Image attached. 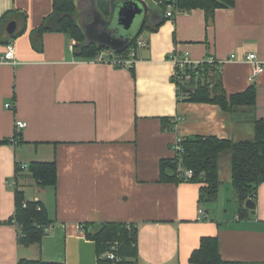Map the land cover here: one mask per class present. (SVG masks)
Here are the masks:
<instances>
[{"label": "crops", "instance_id": "obj_1", "mask_svg": "<svg viewBox=\"0 0 264 264\" xmlns=\"http://www.w3.org/2000/svg\"><path fill=\"white\" fill-rule=\"evenodd\" d=\"M75 1L87 41L101 44L111 13L101 14L96 0ZM52 11L53 0H0V24L15 13L19 31L0 41V264L21 258L98 264L83 225L108 221L138 227V264H195L190 256L203 236H218L225 260L264 264V183L254 195L256 208L242 216L230 151L219 157L214 201L201 202L199 183L160 178L161 160L176 155L181 139L254 138L255 122L264 118V68L255 75L246 57L256 53L264 67V0H235L208 17L202 8L177 11L174 18L154 3L149 27L129 56L104 61L78 57L62 31H46L39 40L35 29ZM9 43L15 61L3 59ZM185 56L215 57L226 92L254 84L257 103L225 111L179 98L173 58ZM163 119L173 128L164 129ZM19 120L27 125L18 137ZM54 160L55 185L42 186L28 169L18 172L21 165ZM17 190L48 211L51 222L39 244L19 242ZM201 206L207 217L200 218Z\"/></svg>", "mask_w": 264, "mask_h": 264}, {"label": "trees", "instance_id": "obj_2", "mask_svg": "<svg viewBox=\"0 0 264 264\" xmlns=\"http://www.w3.org/2000/svg\"><path fill=\"white\" fill-rule=\"evenodd\" d=\"M110 0H96L101 14L111 13ZM173 4L177 11L202 8L207 17L212 16L218 8L230 7L235 0H163L162 9L166 12L168 5ZM18 18L15 13L7 14L1 21L0 41L8 42L15 38L19 31L8 34L6 27L11 20ZM25 24V16L22 18ZM162 23V22H161ZM161 23L152 27L156 30ZM23 24V25H24ZM25 26V25H24ZM149 25L145 23L140 34L120 50L111 51L107 44L88 42L86 34L78 21V10L75 0H53V11L45 21L35 29L42 39L46 31H62L69 34L74 41L78 57L96 58L101 51H110L108 57L127 58L130 50L137 44L138 38ZM151 28V27H150ZM38 47V46H37ZM117 51V52H116ZM210 57V56H209ZM195 65L186 64L176 69L180 78L174 81L178 86L179 98L193 102H212L219 104L225 111H232L240 106H253L257 103L258 90L252 84L246 90L228 94L223 87L221 67L218 60L211 63L208 58ZM119 60V61H121ZM121 64V63H118ZM163 119V128L171 129L173 124ZM182 148L172 158L161 160L160 178L163 181H191L199 183L202 203L214 201L219 192V157L230 151L232 158V184L236 199L240 204L239 213L244 216L249 209L246 201L255 198L259 186L264 183V118L255 122V136L252 139L232 141L215 135H195L178 142ZM191 169L193 175L186 178L179 165ZM18 167V172L22 171ZM28 174L42 186L55 185L58 180L56 161H33L28 167ZM17 209L15 220L20 228L19 242L30 246L41 243L51 220L45 206L33 200H26L24 193L17 190ZM86 235L96 243L98 264H138L139 231L133 223L108 221L104 223L88 222L83 225ZM109 251L115 252L117 259L105 256ZM190 261L195 264H247L243 261L225 260L220 253L218 236H203L200 245L193 250ZM18 264H64L42 259L21 258Z\"/></svg>", "mask_w": 264, "mask_h": 264}, {"label": "water", "instance_id": "obj_3", "mask_svg": "<svg viewBox=\"0 0 264 264\" xmlns=\"http://www.w3.org/2000/svg\"><path fill=\"white\" fill-rule=\"evenodd\" d=\"M153 4L150 0H111V16L106 22L104 20L101 44H107L114 50H120L127 45L140 34ZM140 19H143L142 24L139 30L135 31ZM16 27V21L12 20L8 23L7 30L13 34ZM245 205L248 209H255L257 203L253 198H249Z\"/></svg>", "mask_w": 264, "mask_h": 264}, {"label": "built area", "instance_id": "obj_4", "mask_svg": "<svg viewBox=\"0 0 264 264\" xmlns=\"http://www.w3.org/2000/svg\"><path fill=\"white\" fill-rule=\"evenodd\" d=\"M150 1H152L155 4H158L160 6L163 3V0H150ZM176 13H177V10H176L175 6L173 4H170V5H168V8H167V10L165 12V16L167 18H174ZM109 53L110 52H108V51H101L97 55L96 60L104 61V60L108 59L109 58L108 57ZM3 59L9 60V61H15V48H14L12 43H9L8 50L4 54ZM173 59H174L176 67L179 66L180 68L184 67L186 64L195 65L197 63V62L192 61L191 59H189L187 56H185V57H174ZM246 59L248 61L253 62L255 64V69H254V74L255 75L259 74L263 70L264 67H263L262 63L260 62V60L258 59V56H257L256 53H249L247 55ZM208 60L211 63H215L216 60H218V59H216L213 56H210L208 58ZM114 61L116 63H121L122 62V61H117V60H114ZM218 63L221 64L222 62L218 60ZM180 75H181L180 72L176 69L175 73H174V77L175 78H180ZM8 106L10 107L9 104H8ZM26 125H27V123L25 121H22V120L17 121V136L18 137H19L22 129L25 128ZM175 150L176 151H180V152L182 150V148L179 146L178 143L175 146ZM20 168L23 169V170H27L28 169V165H25V164L21 165ZM179 170L184 172V175L186 176L187 179L191 178L192 175H193V171L191 169H186L181 164L179 165ZM185 181H188V180L185 179ZM199 215H200V218L208 216L207 212H206V210H205V208L203 206H201L199 208ZM105 256H107L108 258H110L112 260L117 259V256L115 255V252H112V251L107 252L105 254Z\"/></svg>", "mask_w": 264, "mask_h": 264}, {"label": "rangeland", "instance_id": "obj_5", "mask_svg": "<svg viewBox=\"0 0 264 264\" xmlns=\"http://www.w3.org/2000/svg\"><path fill=\"white\" fill-rule=\"evenodd\" d=\"M139 29H137V31H138ZM122 31V30H121Z\"/></svg>", "mask_w": 264, "mask_h": 264}]
</instances>
